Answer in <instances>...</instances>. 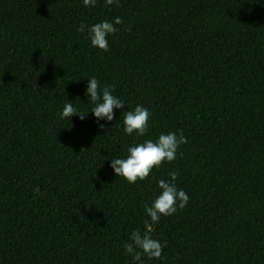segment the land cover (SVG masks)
<instances>
[{
  "label": "trees",
  "instance_id": "trees-1",
  "mask_svg": "<svg viewBox=\"0 0 264 264\" xmlns=\"http://www.w3.org/2000/svg\"><path fill=\"white\" fill-rule=\"evenodd\" d=\"M116 16L130 30L107 52L77 31ZM86 77L125 103L104 128L58 118L90 110ZM136 104L151 113L139 138L115 127ZM169 131L187 138L173 162L135 184L113 174L109 159ZM171 171L188 205L144 264H264V0H0V264H130L123 244Z\"/></svg>",
  "mask_w": 264,
  "mask_h": 264
},
{
  "label": "clouds",
  "instance_id": "clouds-1",
  "mask_svg": "<svg viewBox=\"0 0 264 264\" xmlns=\"http://www.w3.org/2000/svg\"><path fill=\"white\" fill-rule=\"evenodd\" d=\"M85 8H94L97 0H81ZM120 0H103L105 7H118ZM129 31L130 26L125 25L121 17L116 16L111 20H100L93 24L80 22L77 31L85 35L89 46L99 51L109 50V37L118 33L121 28ZM87 78V77H86ZM114 86L103 85L96 77L87 78L84 95L90 103V110H78L73 104L66 102L58 118L70 120L72 116L84 120L91 113L94 120L104 128L106 124L114 121V109L120 110L125 103L113 95ZM151 113L147 107L136 104L131 110L123 112V119L115 122V127H121L126 136L143 137L148 132ZM187 143V138L182 132L160 133L155 139H145L141 142L128 145L123 158L112 157L109 167L117 178L124 179L128 184L144 181L152 170L158 169L164 163L173 162L181 145ZM167 179L156 181L159 192L150 203L144 204L143 211L148 218L144 229H134L130 232L128 240L123 244L124 255L130 258V264H144L145 260H161L164 244L153 237L152 231L163 217H170L187 207L189 196L184 189L177 186V173L171 171Z\"/></svg>",
  "mask_w": 264,
  "mask_h": 264
}]
</instances>
